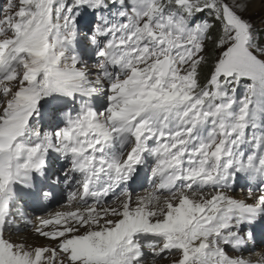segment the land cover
Segmentation results:
<instances>
[{"label": "snow or ice", "instance_id": "6c2138e0", "mask_svg": "<svg viewBox=\"0 0 264 264\" xmlns=\"http://www.w3.org/2000/svg\"><path fill=\"white\" fill-rule=\"evenodd\" d=\"M78 97L77 111L64 102ZM45 117L62 123L43 128ZM25 134L36 142L19 143ZM49 152L66 166L49 171ZM17 186L40 203L64 189V208L34 228L17 213L44 243L12 239ZM157 260L264 264V7L3 0L0 264Z\"/></svg>", "mask_w": 264, "mask_h": 264}, {"label": "bare ground", "instance_id": "6f19581e", "mask_svg": "<svg viewBox=\"0 0 264 264\" xmlns=\"http://www.w3.org/2000/svg\"><path fill=\"white\" fill-rule=\"evenodd\" d=\"M259 2H260V0H255V4H257V5H259ZM97 106V105H96ZM41 124H43V125H49V124H53L54 123V121H52V120H49V119H47L46 117L43 119V120H41V122H40ZM110 147L111 148H113L112 146H110V144L108 145V147H107V149H105V152H109V150H110ZM110 155H111V152L109 153ZM33 162H35V161H33ZM14 168V167H13ZM49 171H52L51 169H49ZM21 176H23V177H26L27 176V173H25V174H21ZM34 178V177H33ZM25 182H28L27 181V179L25 180ZM60 190H57V192H56V196H55V198H54V200L56 199H59V198H62V196H61V192H59ZM16 192H17V196H20V197H23V196H26L27 195V193H32V192H30L29 190L27 191V189H24V188H20L19 186H17V189H16ZM236 194V193H235ZM53 205H55V204H51V205H49V206H47L48 208L49 207H52ZM57 208H55V209H52L51 211H49L48 213H46V214H43V215H41V214H39V215H31L30 216V218H32L33 219V227H35V219L36 218H38V217H44V216H47L49 213H51L52 211H54V210H56V211H59L61 208H64V206H61L60 204H58V205H55ZM69 206L70 207H84V205H79V204H73L72 202H69ZM45 208V207H44ZM44 208H41V209H39V210H44ZM65 210H69L68 208H65ZM55 226V225H54ZM27 230V228H25V229H22V231L21 232H25ZM29 230V229H28ZM31 232V231H30ZM6 234H7V232H6ZM16 234H18V232L17 231H13V234H12V237H14V236H18V235H16ZM19 237V236H18ZM33 237V236H32ZM33 238H35V237H33ZM38 240H39V238H37ZM29 240V239H28ZM40 241V240H39Z\"/></svg>", "mask_w": 264, "mask_h": 264}, {"label": "rangeland", "instance_id": "374dc122", "mask_svg": "<svg viewBox=\"0 0 264 264\" xmlns=\"http://www.w3.org/2000/svg\"><path fill=\"white\" fill-rule=\"evenodd\" d=\"M3 2V1H2ZM255 7H256V9H257V11H259L260 10V8L261 7H264V4H262L261 3V0H260V2H259V5H257V4H255ZM13 11H14V9H13ZM62 206V205H61ZM28 228V227H27ZM34 228V227H33ZM29 229V230H28ZM25 232H21V231H18V234H16V235H18L19 237H25L29 242H35V243H44V241L43 240H41L40 238H39V240L37 239L38 237H36L34 234H32V235H29L31 232H32V229L29 227ZM31 231V232H30ZM18 236H14V237H12V239H17L18 238ZM35 237V238H33V237ZM156 264H165V261H162V260H157V262H156Z\"/></svg>", "mask_w": 264, "mask_h": 264}]
</instances>
